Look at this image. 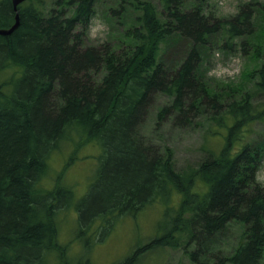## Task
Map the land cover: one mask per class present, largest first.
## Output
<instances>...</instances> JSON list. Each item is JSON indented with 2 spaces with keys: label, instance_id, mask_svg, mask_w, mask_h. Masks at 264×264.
I'll use <instances>...</instances> for the list:
<instances>
[{
  "label": "trees",
  "instance_id": "obj_1",
  "mask_svg": "<svg viewBox=\"0 0 264 264\" xmlns=\"http://www.w3.org/2000/svg\"><path fill=\"white\" fill-rule=\"evenodd\" d=\"M208 1L119 0L108 12L125 22L132 10L133 25L100 45L84 41L98 0H54L48 11L33 0L18 6L19 26L0 35V264H48L52 256L70 264L67 245L57 241L61 209L74 207L78 232L94 236L156 200L166 207L158 235L119 264H135L154 248L188 250L193 242L205 248L189 253L199 264H263L264 179L257 171L264 143L245 137L264 120V102L253 101L264 94V54L255 89L240 98L211 91L201 76L217 35L233 47L254 34L259 0L231 17L209 13ZM15 15L12 0H0V27L13 25ZM179 42L182 55L166 60ZM162 93L169 101L157 124L211 107L209 116L227 128L221 149L177 170L171 147L146 143L139 127ZM66 143L101 150L90 194L81 199L61 174L51 187L43 184L52 155ZM232 222L243 227L237 245L212 261L208 242Z\"/></svg>",
  "mask_w": 264,
  "mask_h": 264
},
{
  "label": "rangeland",
  "instance_id": "obj_2",
  "mask_svg": "<svg viewBox=\"0 0 264 264\" xmlns=\"http://www.w3.org/2000/svg\"><path fill=\"white\" fill-rule=\"evenodd\" d=\"M40 8L48 11L54 0H33ZM119 0H98L95 11L85 30L84 41L87 44L100 45L110 41L114 43L115 36L122 34L133 25L132 10L123 18L114 17L109 6L117 7ZM157 4V0H152ZM250 0H209L206 9L218 17H231L240 7ZM254 34L248 38H236L233 47L226 44L223 35L212 40L205 49L204 62L201 66V76L209 85L211 91L237 95V98L247 90L255 89L256 70L262 62L264 54V0H259L254 17ZM183 43L170 47L165 55L166 60L181 56ZM263 95V97H260ZM240 98V97H239ZM169 101L165 94H158L148 110L145 121L139 127L140 135L146 143L158 148L169 146L173 150L175 168L186 169L197 166L203 159L210 156L211 151L218 152L225 141L227 128L220 126L207 112L188 114V120L177 121L174 115H167L161 124H157V112L160 106ZM255 103L264 102V94H258ZM188 105V103H186ZM246 140L255 139L264 143V120L253 123ZM248 128V130H249ZM99 146H74L66 143L61 151L54 153L50 159V169L43 184L51 187L55 177L61 174L62 182L73 186L75 197L81 199L89 195L88 188L94 179V173L99 162ZM86 155H88L86 157ZM257 178L264 179V151L257 171ZM92 182V183H91ZM63 196L65 193L62 194ZM175 195V196H174ZM171 205L180 201V195L175 193ZM165 204L156 200L142 209L136 215H128L119 220L114 227L108 224L94 236L90 231L78 232V211L74 207L61 209L58 216L57 241L67 245L70 264H119L124 261L136 246H143L156 237L160 231V221L164 219ZM243 227L238 222H232L228 228L217 233L209 244V258L214 261L216 254H228L237 245ZM203 248L198 243H192L188 250L170 246L144 251L135 264H199L191 259V249ZM205 250V248H203ZM203 259V256H200ZM57 256H52L48 264H58ZM264 264V259H263Z\"/></svg>",
  "mask_w": 264,
  "mask_h": 264
},
{
  "label": "water",
  "instance_id": "obj_3",
  "mask_svg": "<svg viewBox=\"0 0 264 264\" xmlns=\"http://www.w3.org/2000/svg\"><path fill=\"white\" fill-rule=\"evenodd\" d=\"M26 0H12L14 9L16 11L15 22L10 27H0V35H8L11 34L20 24V13L18 10V6L20 3Z\"/></svg>",
  "mask_w": 264,
  "mask_h": 264
}]
</instances>
